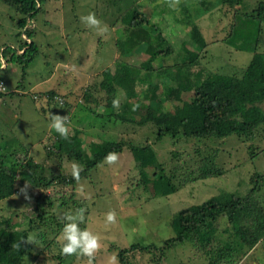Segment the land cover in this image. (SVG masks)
Returning a JSON list of instances; mask_svg holds the SVG:
<instances>
[{"label":"rangeland","instance_id":"374dc122","mask_svg":"<svg viewBox=\"0 0 264 264\" xmlns=\"http://www.w3.org/2000/svg\"><path fill=\"white\" fill-rule=\"evenodd\" d=\"M210 4L201 6L207 8L201 14V22L206 30L205 37L215 38L211 43L212 52L228 56V59L236 61V65L242 69L247 67L252 58L249 50L235 49L240 43L219 44L218 37L223 33L218 28L226 31L231 14H240L245 10L244 5L225 6L219 0H208ZM194 7L197 2L191 0ZM254 3V2H253ZM252 3V4H253ZM251 4V6H252ZM172 2L167 0H43L42 8L35 17L36 26L33 28L34 40L38 45V53L35 59L27 66L22 74L23 62L8 61L10 52L6 58L2 57L0 65V75L6 84L7 93L0 98V148L9 151L19 142L22 143L27 152L23 149L16 155L17 161L26 162L30 158L39 166H33L44 174H54L58 180L48 187L31 188L30 185H23L18 193L3 202L0 206V216L10 217L14 222H22V227H28L27 219L32 212V207L38 202V195L45 194L43 204L61 222L66 221V215L71 214L77 219L83 218L85 227L98 235L100 247L94 254L92 264H121L118 256L119 248H128L133 243L163 245L164 241L175 235L171 224L174 213L192 204L202 203L206 199L218 195L221 191L237 192L241 195L247 194L253 187L252 178L256 173H264V125L251 139L240 141L236 134L225 138H203V141L196 143L191 140L181 145L172 144L169 137L157 140L153 128L136 127L125 122H113L97 119V116L84 109L87 106L98 107L99 110L106 108V90L110 87L109 73H113L118 62L122 59L132 62H141L148 58L149 53L142 50L140 53L129 51L134 54L131 57L123 58L119 50V40L127 33V23L125 14L127 11L139 6L151 22L156 24L163 34L170 28L175 30L176 37L185 34V26L177 22V18L182 15V10H175ZM205 10V9H204ZM226 10L229 12L227 13ZM193 11V10H192ZM197 14L201 11L196 10ZM92 13L101 21L99 27H90L84 24L81 17ZM167 14L170 18H165ZM238 18L239 24L234 38H238L237 33L247 25L244 17ZM200 16H197V19ZM20 19L19 13L10 5L0 0V53L6 45H13L22 53V36H18L17 22ZM169 26L163 25L167 20ZM223 26V24H225ZM257 25V21H253ZM172 24V25H171ZM253 24V25H254ZM231 25V23H230ZM210 28L208 30V27ZM222 26V27H221ZM247 27V26H246ZM257 36L264 41V25L262 23ZM184 28V29H182ZM252 28V27H251ZM255 28V26H253ZM260 29V27L258 26ZM178 30V32H177ZM223 31V32H225ZM126 33V34H125ZM248 35L252 36L251 31ZM240 41H243L240 40ZM248 42V41H247ZM246 42V43H247ZM235 45V46H233ZM244 45V44H242ZM233 46V47H232ZM244 46H247L245 44ZM225 48V50L223 49ZM230 48V50L228 49ZM130 50V49H129ZM209 50V51H210ZM2 54V53H1ZM222 56V57H223ZM226 72L230 71V66L226 67ZM107 72V73H106ZM107 74V76H106ZM113 83H116L113 81ZM21 87H19V86ZM141 84H137V90L141 91ZM103 87V89H102ZM71 90L72 92H69ZM53 93L64 97V105H57L51 102L50 108L48 95ZM85 93L93 96V101H87ZM52 94V93H51ZM63 99V98H62ZM129 105L138 114L144 110L148 97L139 95L131 97ZM83 104V105H82ZM56 105V106H55ZM264 108V102L262 103ZM142 110V111H141ZM52 114L66 115V124L73 133L75 128L80 131L83 138L82 144L90 150L93 141H115L120 137L135 144L150 143L156 151L162 165L165 168L177 191L171 195L155 196L152 185L149 183V191L140 183L141 173L136 168V163L130 147H125L124 151L116 154V160L104 162L94 168L90 176L80 179L76 184L64 183L59 177L64 175L70 177L76 169H81L83 165L63 156L49 155L50 147L55 149L54 143L61 137L59 133L51 127ZM103 122V121H102ZM81 138V139H82ZM17 139L16 143H11ZM206 141V143L204 142ZM195 143V144H194ZM194 145L207 155L213 149H217L215 159L218 165L225 167L228 171L222 176L208 178L205 183L201 180L188 182L187 164L185 161L191 159L192 164L197 163ZM184 151L186 155L178 159L171 151ZM25 151V152H24ZM6 153V152H2ZM193 155V157H192ZM9 159V155H6ZM22 162V163H23ZM52 167V168H51ZM154 168L150 170L153 173ZM67 171V172H66ZM18 174V172H17ZM19 175V174H18ZM23 189V191H22ZM256 195L264 204V185L259 187ZM52 200L50 205L49 200ZM82 205L79 209L77 202ZM114 213V221H107V214ZM227 215H222L216 221V234L214 243L224 241L229 237ZM40 232L46 229V225L36 224ZM56 227V224L53 225ZM53 227V228H54ZM33 231L30 240L35 241L37 234ZM62 241V235L60 237ZM208 243L207 241H205ZM54 248L58 249V243L54 242ZM182 246V247H179ZM33 252V262L35 264H69L67 260L61 261L57 255H49L43 250L38 252L42 246ZM129 258L135 257L136 264H205L207 255L196 248H190L187 244L178 245L177 248L164 250L158 249L135 250L130 252ZM70 264H89L87 256H71ZM264 264V239L253 250L250 255H238L233 262L224 264Z\"/></svg>","mask_w":264,"mask_h":264},{"label":"trees","instance_id":"16d2710c","mask_svg":"<svg viewBox=\"0 0 264 264\" xmlns=\"http://www.w3.org/2000/svg\"><path fill=\"white\" fill-rule=\"evenodd\" d=\"M2 1L12 6L20 15L17 22L19 28L17 35L22 36L20 49H23V52L19 54L16 47L6 45L1 51L2 54L0 53V65L3 62L1 56L6 58V54L10 52L8 61L23 62L22 74H24L27 66L39 52L34 40L33 28L36 26L34 20L42 8L43 0ZM167 1L175 4V7L180 4L178 8H175V10H182V15L177 18V22L184 24L186 29H182L185 34L177 38L175 30L168 28V22L171 23L168 19L163 27L168 28L169 31L167 30L164 35L160 27L152 23L139 6L127 11L125 14L128 25L127 34L125 33L126 35L118 43L121 55L123 58L131 57L134 54L129 51L137 50V53H140L145 50L149 56L141 62L122 59L123 61L117 63L114 73L107 69L111 85L109 88H104L107 94L106 108L99 110L97 106L82 104L84 109L97 116V119L101 118L103 121L101 123L107 119L113 122L129 123L136 127L146 126L145 129L152 127L157 140L169 137L173 145H181L180 142L184 140L186 143L191 140L199 143L203 141V138L220 139L232 134H236L240 141L251 139L264 125L262 106L264 102V41L258 36L255 38L258 32L261 33L262 23L264 25V0H219L224 5L222 12L227 5L232 8L240 4L246 8L241 10L240 14H236L237 12L231 14V25L229 23L226 31L218 28V31L223 33L221 36L213 26V29L208 27V30L212 29L211 31L218 37L216 40H219V44L229 46L230 43L235 44L237 40L240 45L237 47L233 45L237 51L253 52L247 67L242 69L236 65V61L228 59V56L224 57L223 54L220 56L210 50L212 48L210 45L215 38L213 40L205 37L206 30L201 22V14L206 15L207 8L200 5L205 6L206 2H209L207 5L213 7L210 1L196 0L197 4L194 7L190 3L191 0ZM196 10L201 12L197 14ZM226 12L229 11L226 10ZM237 15L243 16L247 25L239 27L242 29L237 33L238 38H234L232 35L236 33L235 27L238 26L240 17ZM197 16L200 18L197 19ZM163 17L170 18L171 14L170 16L165 14ZM254 20L257 21V25L253 23ZM250 31L252 36L248 35ZM242 39L243 41H240ZM227 66H230L228 72L225 71ZM0 79L3 80V76L0 75ZM138 83L142 85L141 91L137 90ZM69 92L72 91L69 90ZM6 94L0 91V98ZM48 94L50 108H52L50 103L53 101L58 102L57 105H64V97L57 98L60 94L52 91L46 93ZM139 95L148 97L141 114L135 113L129 105L130 98ZM84 97L87 101H93V96L90 94L85 93ZM71 132L68 129L67 138L60 137L54 143L55 149L51 146L49 150V155L59 156L60 160L63 156H67L70 160L83 165L81 169L78 168V175L71 172L70 177L64 175L59 177L64 183L76 184L80 179L90 176L91 171L103 163L109 154L120 153L128 146L133 153L135 166L141 173L140 183L147 191H149V183L152 185L155 196L171 195L177 191V187L171 177L166 174L164 166L158 160L159 157L149 142L135 144L120 137L115 141L99 143L93 141L88 150L82 144L83 138L80 136V131L75 128L74 132ZM16 142L17 139L11 141V143ZM28 148L26 149L21 142L9 151L0 148V206L2 208L3 202L17 194L22 184L30 185L31 188L41 186L46 188L58 180V176L44 174L45 172L33 167L41 164L34 161V158L26 162L17 161L15 157L13 159V154L16 155L23 149L27 152ZM217 149L219 147L205 155L198 145L194 148L193 155L195 153L197 163L201 162V164H192L190 158L185 161L190 164L186 167L189 175L188 182L201 180L205 183L208 178L222 176L228 172L225 167L219 166L215 159L218 157ZM171 152L178 159L186 155L181 150ZM6 155H9V159ZM153 168L155 170L151 173L150 170ZM252 182L253 187L245 195L223 190L202 203L192 204L176 211L170 224L175 231L174 236L166 239L163 245L133 243L128 248H119L120 263L136 264L135 257H128L130 252L135 250L154 248L164 253L166 249L177 248L178 245L183 244L203 251L208 259L205 264L231 263L238 255H250L264 239V204L256 195L257 189L264 185V173H256ZM42 198H45L44 193L38 195V202L32 207L31 214L25 216L28 224L26 229H19L24 219L22 222H14L8 215L0 216V264H35L33 252L39 249L35 248L37 245L42 246L38 252L43 250L49 255L59 254L57 257L61 261L67 260L69 264L70 257L76 256L61 253L60 237L66 222L58 220L59 217L55 219L43 204ZM49 203L53 204L51 199ZM77 204L82 210L81 203L77 202ZM222 215H227L228 218L226 230H229V237L217 244L214 243L215 222ZM37 223L46 225V229L40 232V229H37L39 227V225L36 226ZM54 224L56 227L53 226ZM80 226L85 228L86 225L81 222ZM35 229L40 233L37 234L35 241H31L30 235ZM54 242L58 243L57 250L53 246Z\"/></svg>","mask_w":264,"mask_h":264},{"label":"clouds","instance_id":"9594fccd","mask_svg":"<svg viewBox=\"0 0 264 264\" xmlns=\"http://www.w3.org/2000/svg\"><path fill=\"white\" fill-rule=\"evenodd\" d=\"M81 20L84 24L90 27H99L101 24V21L92 13L82 16ZM57 98L63 97L57 96ZM66 120V115L61 116L59 114H52L51 127L54 128L55 131L63 138H67L68 136ZM116 158V154L112 153L106 157V160L108 162H112L115 161ZM73 174L78 175V169H76L75 166ZM82 220V217L77 219L71 214L66 215L67 222L64 224L62 229V242L60 251L65 255L75 254L77 256H87L89 258V264H92L94 254L100 247V241L97 234L88 230L86 227L82 228L80 226ZM107 221H114V213L110 212L107 214Z\"/></svg>","mask_w":264,"mask_h":264},{"label":"built area","instance_id":"2783aa9c","mask_svg":"<svg viewBox=\"0 0 264 264\" xmlns=\"http://www.w3.org/2000/svg\"><path fill=\"white\" fill-rule=\"evenodd\" d=\"M3 90H6V84L4 80L0 79V91L2 92Z\"/></svg>","mask_w":264,"mask_h":264}]
</instances>
